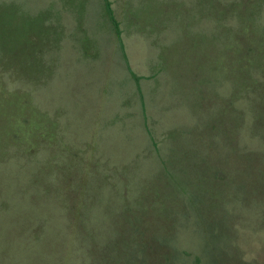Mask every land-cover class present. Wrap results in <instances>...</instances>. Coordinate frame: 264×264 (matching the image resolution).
I'll return each mask as SVG.
<instances>
[{"label": "rangeland", "instance_id": "374dc122", "mask_svg": "<svg viewBox=\"0 0 264 264\" xmlns=\"http://www.w3.org/2000/svg\"><path fill=\"white\" fill-rule=\"evenodd\" d=\"M0 0V264H264V0Z\"/></svg>", "mask_w": 264, "mask_h": 264}, {"label": "trees", "instance_id": "16d2710c", "mask_svg": "<svg viewBox=\"0 0 264 264\" xmlns=\"http://www.w3.org/2000/svg\"><path fill=\"white\" fill-rule=\"evenodd\" d=\"M105 4H106V9H107V12L109 14V17H110L112 23L114 24V27H115V30H116L118 36L120 37L122 34V30L120 28L119 21L116 19L115 15H114V11L112 8V2L110 0H105Z\"/></svg>", "mask_w": 264, "mask_h": 264}]
</instances>
